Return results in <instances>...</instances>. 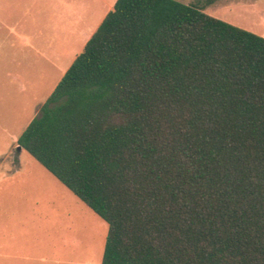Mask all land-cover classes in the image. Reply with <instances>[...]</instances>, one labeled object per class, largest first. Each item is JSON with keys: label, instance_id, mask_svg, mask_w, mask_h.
<instances>
[{"label": "trees", "instance_id": "16d2710c", "mask_svg": "<svg viewBox=\"0 0 264 264\" xmlns=\"http://www.w3.org/2000/svg\"><path fill=\"white\" fill-rule=\"evenodd\" d=\"M215 1L116 0L18 139L102 264H264V37Z\"/></svg>", "mask_w": 264, "mask_h": 264}, {"label": "rangeland", "instance_id": "374dc122", "mask_svg": "<svg viewBox=\"0 0 264 264\" xmlns=\"http://www.w3.org/2000/svg\"><path fill=\"white\" fill-rule=\"evenodd\" d=\"M115 2L0 0V264H102L108 223L17 141ZM205 12L264 37V0Z\"/></svg>", "mask_w": 264, "mask_h": 264}, {"label": "crops", "instance_id": "0c3cea01", "mask_svg": "<svg viewBox=\"0 0 264 264\" xmlns=\"http://www.w3.org/2000/svg\"><path fill=\"white\" fill-rule=\"evenodd\" d=\"M254 6L256 7V4H254ZM108 13V12H107ZM107 13H105V16L107 15ZM105 16H104V18H105ZM103 18V19H104ZM103 21V20H102ZM101 21V22H102ZM101 24V23H100ZM98 28V27H97ZM96 31V30H95ZM94 31V32H95ZM93 32V33H94ZM93 35V34H92ZM91 35V36H92ZM89 40V39H88ZM86 44V43H85ZM85 47V46H84ZM83 51V50H82ZM81 51V52H82ZM76 58V57H75ZM74 61V60H73ZM66 72V71H65ZM64 75V74H63ZM62 78V77H61ZM60 81V80H59ZM58 84V83H57ZM42 105V104H41ZM40 106V105H39ZM37 112L38 111H36V114H37ZM32 120V119H31ZM31 121H29L26 125H25V127H24V130H25V128L27 127V125L30 123ZM17 147H18V141H17ZM22 149V148H21ZM21 149H19V150H21ZM8 163H6V161L5 162H3L2 163V165L3 166H5V165H7V167H5V171H6V174H7V176H10V175H13L15 172H18L19 171V169L21 168V163H20V161H19V158H17V159H14V158H8ZM3 256H5V254L4 253H0V258L1 257H3ZM8 257H16V255H14V254H8Z\"/></svg>", "mask_w": 264, "mask_h": 264}]
</instances>
